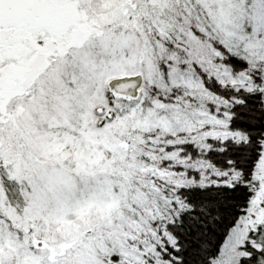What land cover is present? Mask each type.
<instances>
[{
    "label": "snow or ice",
    "instance_id": "1",
    "mask_svg": "<svg viewBox=\"0 0 264 264\" xmlns=\"http://www.w3.org/2000/svg\"><path fill=\"white\" fill-rule=\"evenodd\" d=\"M0 264H264V0H0Z\"/></svg>",
    "mask_w": 264,
    "mask_h": 264
}]
</instances>
